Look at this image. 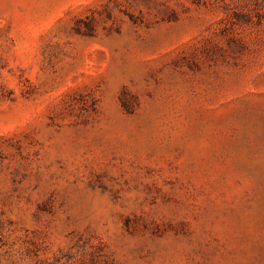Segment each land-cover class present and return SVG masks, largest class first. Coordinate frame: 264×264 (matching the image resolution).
I'll return each instance as SVG.
<instances>
[{
    "label": "rangeland",
    "instance_id": "374dc122",
    "mask_svg": "<svg viewBox=\"0 0 264 264\" xmlns=\"http://www.w3.org/2000/svg\"><path fill=\"white\" fill-rule=\"evenodd\" d=\"M0 264H264V0H0Z\"/></svg>",
    "mask_w": 264,
    "mask_h": 264
}]
</instances>
